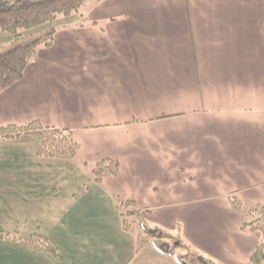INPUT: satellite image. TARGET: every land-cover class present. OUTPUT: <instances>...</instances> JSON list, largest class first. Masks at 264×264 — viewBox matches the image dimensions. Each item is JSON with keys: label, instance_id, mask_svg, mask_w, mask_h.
<instances>
[{"label": "crops", "instance_id": "obj_1", "mask_svg": "<svg viewBox=\"0 0 264 264\" xmlns=\"http://www.w3.org/2000/svg\"><path fill=\"white\" fill-rule=\"evenodd\" d=\"M57 20L0 93V125L68 128L80 148L0 140V264H178L125 228L116 196L250 264L261 235L232 199L264 205V0H86ZM106 157L120 167L98 181Z\"/></svg>", "mask_w": 264, "mask_h": 264}, {"label": "trees", "instance_id": "obj_2", "mask_svg": "<svg viewBox=\"0 0 264 264\" xmlns=\"http://www.w3.org/2000/svg\"><path fill=\"white\" fill-rule=\"evenodd\" d=\"M86 0H2L0 1V30L12 35L9 43L0 45V93L21 80L41 47L54 44L56 27L48 25L59 16H71L78 12ZM22 136L33 138L41 146V154L50 158L73 159L80 144L73 131L45 125L39 120L23 124L0 125V140ZM120 164L106 157L98 161L95 169L98 181L116 174ZM126 229L136 232L138 240L149 244L161 253L173 256L178 264H220L188 244L183 236L181 224L172 232L150 218L151 209L142 208L132 198L116 196ZM237 209L244 210L248 217L244 228L260 233L261 238L250 257V264H264V205L247 206L239 198L232 199ZM10 236V234H7ZM17 238V234L11 235ZM35 249L41 251L52 241L46 236L33 235ZM59 256V255H58Z\"/></svg>", "mask_w": 264, "mask_h": 264}, {"label": "rangeland", "instance_id": "obj_3", "mask_svg": "<svg viewBox=\"0 0 264 264\" xmlns=\"http://www.w3.org/2000/svg\"><path fill=\"white\" fill-rule=\"evenodd\" d=\"M77 14V12H75V13H73V15H76ZM61 17H65V16H63V15H61V16H59L58 17V19L60 20L61 19ZM58 21V20H57ZM57 21H54V22H52V23H49V24H47V25H45V26H48V25H58L59 24V22H57ZM12 40V35L11 34H9V33H7V32H4V31H1L0 30V45H2V44H6V43H9L10 41ZM249 219H251V217H248ZM164 227H166L167 229H169L170 231H172V232H177V227H175V228H172V227H170V226H166V225H163ZM183 231V230H182ZM183 238H184V240L186 241V239H185V235H184V231H183ZM188 244H190V242L189 241H186ZM192 243V242H191ZM193 244V243H192ZM192 244H190V245H192ZM192 246H194L195 247V245L193 244Z\"/></svg>", "mask_w": 264, "mask_h": 264}]
</instances>
